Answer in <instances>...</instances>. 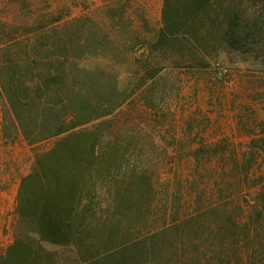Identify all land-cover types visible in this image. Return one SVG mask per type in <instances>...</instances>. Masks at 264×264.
<instances>
[{
  "label": "trees",
  "instance_id": "obj_1",
  "mask_svg": "<svg viewBox=\"0 0 264 264\" xmlns=\"http://www.w3.org/2000/svg\"><path fill=\"white\" fill-rule=\"evenodd\" d=\"M134 7L132 0H108L72 17L69 5L55 9L52 0H0V146L69 137L110 116L135 92L119 86V69L130 73L134 46L148 51L137 63L141 88L167 68L190 61L191 68H205L220 51L264 53V0H163L157 27ZM84 137L83 162L61 165L66 155L60 142L22 180L17 211L35 237L18 236L0 264H170L178 248L186 250L182 233L196 224L132 237L109 232L112 220L101 212L116 214L123 190L100 166V136ZM102 178L110 181L103 195ZM263 189L243 226L215 222L212 263L241 264L244 256L250 264L264 262Z\"/></svg>",
  "mask_w": 264,
  "mask_h": 264
},
{
  "label": "rangeland",
  "instance_id": "obj_2",
  "mask_svg": "<svg viewBox=\"0 0 264 264\" xmlns=\"http://www.w3.org/2000/svg\"><path fill=\"white\" fill-rule=\"evenodd\" d=\"M106 1L52 0V5L55 9L69 5L72 17H77ZM162 1L132 0L134 9L145 14L153 27L159 25ZM147 54L134 46L130 73L125 67L119 69L120 88L130 86L135 92L110 116L69 137L33 146L23 141L2 143L0 259L18 236L35 237L17 211L22 180L33 172L36 160L52 153L60 142L66 155L61 165L83 162L88 152L82 146L85 133L100 136V166L111 171L123 190L120 210L101 212L103 219L112 220L109 232L132 237L192 221L194 230L184 237L182 233L186 250L178 248L170 264H214L215 222L243 226L251 201L264 188V53L220 51L211 55L205 68H191V61L185 68H167L141 88L137 63ZM107 185L110 181L102 178V195ZM166 234L176 237L173 232ZM171 240L175 249V239ZM41 245L47 251L56 250L47 243ZM249 261L244 256L240 263Z\"/></svg>",
  "mask_w": 264,
  "mask_h": 264
},
{
  "label": "built area",
  "instance_id": "obj_3",
  "mask_svg": "<svg viewBox=\"0 0 264 264\" xmlns=\"http://www.w3.org/2000/svg\"><path fill=\"white\" fill-rule=\"evenodd\" d=\"M219 76H220V77H223V76H224V73H223V72H222V73H220V74H219Z\"/></svg>",
  "mask_w": 264,
  "mask_h": 264
}]
</instances>
